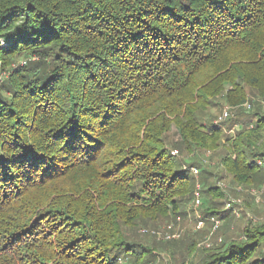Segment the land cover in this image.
<instances>
[{
  "label": "trees",
  "instance_id": "16d2710c",
  "mask_svg": "<svg viewBox=\"0 0 264 264\" xmlns=\"http://www.w3.org/2000/svg\"><path fill=\"white\" fill-rule=\"evenodd\" d=\"M3 71L0 264H149L128 230L180 213L202 167L174 149L264 176V0H0ZM246 237L206 264H264V224Z\"/></svg>",
  "mask_w": 264,
  "mask_h": 264
},
{
  "label": "rangeland",
  "instance_id": "374dc122",
  "mask_svg": "<svg viewBox=\"0 0 264 264\" xmlns=\"http://www.w3.org/2000/svg\"><path fill=\"white\" fill-rule=\"evenodd\" d=\"M23 62L21 60L19 65ZM0 77L6 78V72H1ZM254 94L256 92H252L250 100L260 102ZM235 111L236 108L223 106L215 113V122L226 121ZM225 112L228 114L227 117H224ZM221 117L223 120H220ZM231 133L235 132L228 131L229 135H232ZM168 138L170 145L181 141L176 128L171 130ZM173 152H176L177 158L183 161L189 163L197 161L201 164V168L194 166L199 169L198 175L191 171V177L195 178L194 192L197 184L201 186V205L195 206L193 193V196L189 197L191 199L181 204L179 210L181 214L158 217L143 226L139 224L130 228L128 235L131 240L153 250L154 254L149 264H206L212 260V256L224 252L230 244L246 241L248 230L264 224V176L252 185L238 184L222 162L227 153L222 148L216 151L198 150L194 153H180L174 149ZM259 163L263 162L259 161ZM203 169L209 172L207 184L218 186L224 194L222 210H229L227 218L219 219L220 224L217 228L214 223L212 226L202 220L205 219L202 214V202L205 198L202 192L205 178L202 174ZM230 203L231 208L228 209ZM169 226L173 229L169 230ZM170 235H176V238L169 239ZM122 260L120 264H132L129 259L123 257Z\"/></svg>",
  "mask_w": 264,
  "mask_h": 264
},
{
  "label": "built area",
  "instance_id": "2783aa9c",
  "mask_svg": "<svg viewBox=\"0 0 264 264\" xmlns=\"http://www.w3.org/2000/svg\"><path fill=\"white\" fill-rule=\"evenodd\" d=\"M2 44H4V42H2ZM3 78L4 77H0V84H1V82H2V80H3ZM228 116V114H227V112H225V116L224 117H227ZM220 120H223V118L221 117V119ZM174 156H176V152H173L172 153ZM191 171L195 174V175H198L199 174V170H198V168H191ZM193 202L195 203V206L196 207H198V206H200L201 205V200H202V198H201V186H200V184H197L196 185V189H195V192H194V198H193ZM229 208H231V203L230 204H228V209ZM213 223H214V226L217 228L218 227V225L220 224V221H219V219H213ZM173 228L171 227V226H169V230H172ZM171 234V233H170ZM168 238L170 239V238H176V235H170V236H168ZM119 262H123V260L120 258L119 259Z\"/></svg>",
  "mask_w": 264,
  "mask_h": 264
}]
</instances>
